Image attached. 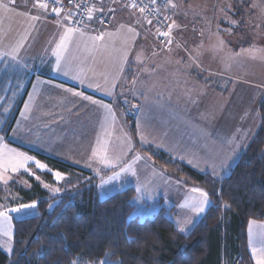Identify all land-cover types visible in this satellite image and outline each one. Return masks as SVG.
<instances>
[{"label": "crops", "instance_id": "obj_1", "mask_svg": "<svg viewBox=\"0 0 264 264\" xmlns=\"http://www.w3.org/2000/svg\"><path fill=\"white\" fill-rule=\"evenodd\" d=\"M110 3L100 0L98 11ZM115 14L103 39L90 25L61 45L72 29L65 16L33 0H0V105L9 120L3 135L23 103L0 156L16 150L33 158L32 166L38 159L27 149L100 174L121 167L132 151L150 160L136 149L133 126L142 146L159 148L202 174L228 177L260 127L264 88L239 86L233 76L223 86L227 77L216 64L188 55L183 44L202 61L209 56L202 42L207 31L196 25L202 19L171 13L179 43L162 47L154 26L128 2L116 5ZM198 100L207 105L202 113H196ZM129 107L137 111L134 122ZM18 159L8 155L0 167L11 168ZM210 206L208 200L202 218ZM176 208L166 209L176 215Z\"/></svg>", "mask_w": 264, "mask_h": 264}, {"label": "trees", "instance_id": "obj_2", "mask_svg": "<svg viewBox=\"0 0 264 264\" xmlns=\"http://www.w3.org/2000/svg\"><path fill=\"white\" fill-rule=\"evenodd\" d=\"M22 104L8 124L6 138ZM1 106L0 119L6 125L9 120ZM260 115L255 138L231 175L222 180L175 161L159 148L140 145L132 126L140 153L170 178L209 196L210 208L189 234L178 229L165 208L153 218L133 217L137 196L133 187L102 200L99 184L107 173L94 175L25 149L48 170L33 165L36 176L22 171L7 184L0 181V212L12 194L18 196V205L36 204L38 212L14 221L13 252L7 255L0 248V264H75L78 260L89 264H254L248 231L251 222L264 223V99ZM55 173L70 178L59 185ZM51 187L61 193H53Z\"/></svg>", "mask_w": 264, "mask_h": 264}, {"label": "rangeland", "instance_id": "obj_3", "mask_svg": "<svg viewBox=\"0 0 264 264\" xmlns=\"http://www.w3.org/2000/svg\"><path fill=\"white\" fill-rule=\"evenodd\" d=\"M170 1L171 8L169 10L173 15L178 19H202V22L196 25L198 27L201 26L207 31L205 40L202 42L207 45L204 51L211 56L206 57V61H202L201 57L189 51L188 46L183 44V49L189 52L188 55H192L194 58L201 60L204 65H212V68H214L216 64L219 70H221L220 72L224 73L227 77L221 79L223 86H226V84L230 86V77L233 76V78L237 80L241 79L240 81L242 82L239 83V86L247 88L255 87L257 90L264 88V0ZM171 13L170 17H173ZM217 17H225L226 20H222L221 23L216 20ZM107 30L103 32L102 37ZM126 30V27L121 28L122 33H126ZM173 32L175 33L174 30ZM95 34L101 37V35L96 32ZM184 53L187 55L186 52ZM207 76L210 77L208 74ZM212 78L216 79L215 77ZM241 83L244 85H241ZM198 93H200V90H198ZM197 97L201 98L204 97V95ZM206 106L205 103L198 100L196 103V113H202ZM130 109L131 107L127 110V114L132 122H134L137 118V111L134 110L136 113L132 111L136 116L133 114V116H131ZM4 127L5 123L0 119V152L2 146L4 144L6 145L5 135H3ZM198 135H201V133H198ZM196 140L197 138L195 137V141ZM133 141L135 142L134 138ZM138 142L141 145L144 144L140 141L139 137ZM124 153L127 154L128 150L126 149ZM17 154L21 153L16 150L5 153V155L0 156V164L4 163L2 159H7L8 155L11 157L12 155L17 156ZM143 156L147 157L149 160L148 156L144 154ZM114 161V163H116V160ZM149 161L147 162L143 160V158H137L136 153L132 151L126 160L125 158L122 160L121 167L118 169H113L111 168L112 166H110L111 169H106L100 174L93 173L99 176H102L104 173L108 174L107 176H103L99 184L101 199L105 200L116 193L133 187L137 191V196L134 200L136 210L133 217L138 216L141 220H145L146 218H153L158 215L162 208L166 207L170 209L177 207L176 215H171L166 208L165 213L175 221L180 231L183 229V231H181L182 233L189 234L202 218L200 208L201 206L204 208L206 203H204V197L201 196L200 192L202 191L205 193V191L199 188L200 191H193L192 188H187L188 186L183 182L174 180L163 174V172L155 166L153 161ZM9 164L11 165L12 163L10 162ZM33 165L35 166V163H33L32 166ZM32 166L27 167L26 165L27 171L31 175L36 176ZM4 167H0V176L6 178L7 182H5L4 179H0V181L5 184L9 183L13 177L20 172H27L25 168H19L17 171L13 172L11 168ZM36 169L46 170L47 167L45 169L36 167ZM61 177V179H57L55 175V179L59 185L60 183H67L70 178L66 175H61ZM43 185H47L46 189L50 188V185L47 183H43ZM66 186L67 189H69V185L67 184ZM51 190L53 193H61L58 187H51ZM18 199V196L12 194V196L1 205V212H7L9 217L7 220L0 218V248L7 255H11L13 252L14 221L33 217L38 213L36 204H26L35 205V207L32 208L21 207L22 205H18L17 203ZM208 200H210V198L207 195V201ZM12 209H19V211H11ZM248 233L249 250L254 264H257V259L261 256L260 250L264 248V223L256 221L251 222ZM254 249L256 251L255 256L253 255ZM75 264L89 263L78 260Z\"/></svg>", "mask_w": 264, "mask_h": 264}, {"label": "built area", "instance_id": "obj_4", "mask_svg": "<svg viewBox=\"0 0 264 264\" xmlns=\"http://www.w3.org/2000/svg\"><path fill=\"white\" fill-rule=\"evenodd\" d=\"M33 2L37 6L39 3H46L50 11L53 8L60 9L58 15L67 17L73 29L83 30L91 25L93 30L101 36L105 30L112 27L116 15V5L128 2L130 7L141 14L146 21H151L150 24L154 26L158 35V42L162 47H170L173 43H179L173 32L169 13L170 0H111L110 6L105 12H100L97 9L100 0H33ZM141 8L145 10L141 11ZM90 10L91 19L88 18ZM161 33H165V35H161ZM134 110L130 109L131 116H136Z\"/></svg>", "mask_w": 264, "mask_h": 264}, {"label": "snow or ice", "instance_id": "obj_5", "mask_svg": "<svg viewBox=\"0 0 264 264\" xmlns=\"http://www.w3.org/2000/svg\"><path fill=\"white\" fill-rule=\"evenodd\" d=\"M174 6V5H173ZM39 7L42 8V9H47L48 5L46 3H39ZM133 7H135V5H133ZM141 11H144L145 9L144 8H141L140 9ZM53 12L59 14L60 13V9H57V8H53L52 9ZM38 17H33V19H37ZM89 19H91V10H90V13H89ZM149 23H151V21H148ZM77 31L76 29H69L68 30V33L65 37L62 38L61 40V45H63V43L67 40V38L73 33ZM161 35H165V33H161ZM98 39H103V37H97ZM59 47V46H58ZM77 95H79V93H77ZM87 99V97H85ZM110 111V110H109ZM19 156V159L16 160L14 163L11 164V170L13 172L17 171L19 168H25V170L27 171V168H26V165L29 161L33 160V158L31 157H28V156H25L24 154H17ZM93 155H95V153H93ZM35 166L40 168V169H45L46 168V165L44 164H41L39 161H35ZM57 179H61V174L60 173H56L55 174ZM0 179H4L5 182L6 181V178L0 176ZM45 187H47V185H45ZM193 191H200L199 189H193ZM201 196L204 197V203H207V193H204V192H200ZM21 207H28V208H32V207H35V205H22ZM11 211H19V209H12ZM200 211H203V207L201 206L200 208ZM0 218H3L5 220L9 219L8 215H7V212H0ZM181 231H183V229H181ZM261 256L260 258L257 259V264H264V248H262L261 250ZM253 255L255 256L256 255V251L255 249L253 250Z\"/></svg>", "mask_w": 264, "mask_h": 264}]
</instances>
